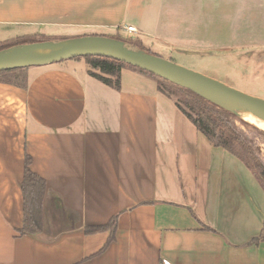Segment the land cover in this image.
<instances>
[{"label": "crops", "instance_id": "obj_1", "mask_svg": "<svg viewBox=\"0 0 264 264\" xmlns=\"http://www.w3.org/2000/svg\"><path fill=\"white\" fill-rule=\"evenodd\" d=\"M135 4L0 0V25L43 35L127 23L196 52L259 46L231 43L214 0ZM91 71L107 76L75 57L27 67L25 88L0 81V264H264V189L252 170L215 146L157 77L124 66L116 87ZM27 155L47 183L37 233L20 232ZM116 218L111 241L110 229L87 232Z\"/></svg>", "mask_w": 264, "mask_h": 264}, {"label": "rangeland", "instance_id": "obj_2", "mask_svg": "<svg viewBox=\"0 0 264 264\" xmlns=\"http://www.w3.org/2000/svg\"><path fill=\"white\" fill-rule=\"evenodd\" d=\"M154 3L156 0H134L136 3L133 10L139 9L145 3ZM221 14L218 15V22L224 31L227 30L231 39L241 45L243 41L258 42V47L241 49L234 46L230 51L219 48H203V51H191L174 45L160 43L151 36L142 32L130 33L126 29L127 23L120 26L124 32L121 34L119 28L91 31V32H50L48 34L36 35L32 32L33 27L21 25H0V43H7L10 40H19L28 37L55 39L74 38L84 35H116L122 38L128 46L139 49V43L147 49V52L163 56L189 69L202 72L206 75L219 79L226 84L238 88L247 93L264 98V4L255 0H236V5L224 6L221 0ZM232 13L229 23L222 24L223 17ZM142 18V17H141ZM228 20V19H227ZM219 24H215L218 27ZM27 32V33H26ZM36 35V36H34ZM224 39V38H222ZM24 74V73H23ZM24 78V77H23ZM159 85L166 88L175 102L186 98L185 91L174 83L165 79L157 78ZM246 121V120H245ZM248 137L253 140L260 149V155L264 161V135L242 125ZM262 129V128H261ZM264 130V129H263Z\"/></svg>", "mask_w": 264, "mask_h": 264}, {"label": "trees", "instance_id": "obj_3", "mask_svg": "<svg viewBox=\"0 0 264 264\" xmlns=\"http://www.w3.org/2000/svg\"><path fill=\"white\" fill-rule=\"evenodd\" d=\"M119 35L120 34L118 33L116 35H110V37L121 40L122 38ZM45 40L51 39L42 38L40 40L38 37H28L19 40H10L7 43H0V50L21 43H31ZM138 45L140 49L147 51V49L140 43ZM81 57H86L92 68H99L103 73L107 74V76H104L91 71L94 75L105 83L116 87L120 86L121 71L124 66L134 67L142 72L164 79L151 72L112 57L101 55H88ZM26 68L27 67L1 70L0 81L9 82L25 88L27 86ZM159 88L167 95H172L161 85H159ZM181 88L185 91L186 98L176 100V105L180 108V110L201 132L208 137V139L215 146H220L241 159L252 170L264 189V161L260 155V149L256 146L253 140L248 137L242 125L263 135L264 130L248 121H245L234 112L218 106L194 91L184 87ZM31 161L32 159L30 155H27L24 178L22 181V191L24 195V226L20 229L21 233H37L44 229L43 204L47 183L43 177L33 171L31 168ZM108 229L111 230V241L115 237L117 218L106 225L88 227L87 232L95 233ZM259 239L260 238H256L254 240L257 241Z\"/></svg>", "mask_w": 264, "mask_h": 264}, {"label": "water", "instance_id": "obj_4", "mask_svg": "<svg viewBox=\"0 0 264 264\" xmlns=\"http://www.w3.org/2000/svg\"><path fill=\"white\" fill-rule=\"evenodd\" d=\"M54 49L57 51L53 52ZM88 55L112 57L139 67L176 85L190 89L218 106L234 112L239 117L241 116L230 105L253 111L264 119L263 97L242 91L163 56L140 48H131L122 40L108 36L84 35L17 44L0 50V71L46 65Z\"/></svg>", "mask_w": 264, "mask_h": 264}, {"label": "bare ground", "instance_id": "obj_5", "mask_svg": "<svg viewBox=\"0 0 264 264\" xmlns=\"http://www.w3.org/2000/svg\"><path fill=\"white\" fill-rule=\"evenodd\" d=\"M56 52L57 50H52ZM232 109H234L244 120L264 129V119L259 117L255 112L250 111L245 108L237 107L234 105H230Z\"/></svg>", "mask_w": 264, "mask_h": 264}, {"label": "built area", "instance_id": "obj_6", "mask_svg": "<svg viewBox=\"0 0 264 264\" xmlns=\"http://www.w3.org/2000/svg\"><path fill=\"white\" fill-rule=\"evenodd\" d=\"M126 29H127L130 33H135V32L138 31V29L136 28V26L129 25V24L126 25Z\"/></svg>", "mask_w": 264, "mask_h": 264}]
</instances>
